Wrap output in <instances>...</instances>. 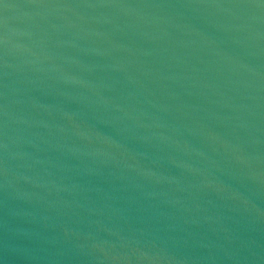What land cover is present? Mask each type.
<instances>
[{"label": "water", "instance_id": "1", "mask_svg": "<svg viewBox=\"0 0 264 264\" xmlns=\"http://www.w3.org/2000/svg\"><path fill=\"white\" fill-rule=\"evenodd\" d=\"M0 264H264V0H0Z\"/></svg>", "mask_w": 264, "mask_h": 264}]
</instances>
